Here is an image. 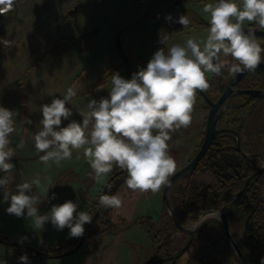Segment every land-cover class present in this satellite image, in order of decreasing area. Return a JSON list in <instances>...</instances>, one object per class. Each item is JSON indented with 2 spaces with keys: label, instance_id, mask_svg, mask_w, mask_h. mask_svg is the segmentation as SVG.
Returning a JSON list of instances; mask_svg holds the SVG:
<instances>
[{
  "label": "rangeland",
  "instance_id": "374dc122",
  "mask_svg": "<svg viewBox=\"0 0 264 264\" xmlns=\"http://www.w3.org/2000/svg\"><path fill=\"white\" fill-rule=\"evenodd\" d=\"M210 2L214 0H17L16 10L4 17L2 30V37L11 41L12 47L0 43V106L18 113L14 117L16 130L9 137L15 149L13 179L0 189V261L19 264V257L27 253L29 264H147L152 256H167L157 249L168 240L173 253L162 264H243L240 256L230 254L227 260L221 251L224 244L218 214L202 221L192 245L181 253L190 234L176 227L167 209L163 210L160 193L133 192L125 182L118 191L112 190L122 197L123 206L103 208L80 238H69L68 228L57 231L50 222L42 230L35 229L26 213L21 218L8 214L9 202L3 199L4 191L14 194L16 185L37 177L48 187L46 177H51L53 186L47 194L33 185V193L41 200L37 205L40 214L72 200L79 211L93 216L105 183L90 175L83 150L73 151L72 159L59 166L40 161L43 153H38L33 143L41 127L40 106L50 103L53 96L63 98L75 84L77 95L68 105L73 111L70 119L82 121L79 112L87 111L89 100L108 96L113 73L131 79L159 48L164 47L167 53L173 44L183 45L188 38L205 39L209 25L197 24L201 19L208 21L202 9ZM168 14L174 20L186 15L190 25L183 28L169 22L165 20ZM249 25L245 21L244 27ZM160 37H167L164 45L159 43ZM99 85L103 89L97 91ZM25 117L32 124H24ZM68 122L63 121L62 126ZM21 140L24 147L18 148ZM168 144L170 150L172 141ZM4 175L0 173V177ZM204 212L184 215L182 223L193 228ZM24 236L28 240L18 243ZM82 238L83 244L67 253ZM259 240L262 242L252 244L254 255L245 258L246 264H260L264 257V236Z\"/></svg>",
  "mask_w": 264,
  "mask_h": 264
},
{
  "label": "clouds",
  "instance_id": "9594fccd",
  "mask_svg": "<svg viewBox=\"0 0 264 264\" xmlns=\"http://www.w3.org/2000/svg\"><path fill=\"white\" fill-rule=\"evenodd\" d=\"M16 2L0 0V15L14 10ZM202 11L208 14L209 21L205 39L188 38L183 45L173 44L167 53L164 47L159 48L147 66L134 72L131 79L113 73L108 96L89 100L87 111L79 112L82 121L70 119L73 111L68 105L77 95L75 84L68 87L63 98L53 96L50 103L42 104L41 127L33 136L36 151L43 153L40 161L46 166L49 162L59 166L62 161L72 159L73 151L83 150L92 170L90 175L94 174V179L104 182L109 190L112 185L105 178L114 168L127 173L124 182L133 192L155 194L170 185L177 164L169 153L168 142L172 133L191 125L197 93L210 88L208 74L221 76L225 69L230 76L254 73L264 64V47L256 35L257 30H264V0H240L239 4L236 0H214L204 4ZM165 20L183 28L190 25L186 15L174 20L168 14ZM245 21L255 27L245 31ZM166 41L167 37H160L159 43L164 45ZM0 43L12 47L7 39H0ZM102 89L99 85L96 90ZM17 115L16 111L0 106V173L5 174L0 177V189L7 188L13 179L15 149L9 137L16 130ZM63 121L69 122L62 126ZM23 122L32 124L27 117ZM17 147L23 148L24 141ZM46 180L48 187L42 186L37 177L16 185L14 194L4 191L3 199L9 202L6 212L17 218L26 213L38 230L50 222L57 231L68 228L69 238L82 237L85 224L92 223L93 216L79 211L72 200L52 205L45 214L39 213L37 205L41 200L33 193V185L47 194L53 183L51 177ZM55 198L53 193L52 199ZM122 206L123 199L118 193L98 198V207ZM26 240L28 237L24 236L18 243ZM19 264H29L27 253L19 257ZM260 264H264V257Z\"/></svg>",
  "mask_w": 264,
  "mask_h": 264
},
{
  "label": "flooded vegetation",
  "instance_id": "af4514ba",
  "mask_svg": "<svg viewBox=\"0 0 264 264\" xmlns=\"http://www.w3.org/2000/svg\"><path fill=\"white\" fill-rule=\"evenodd\" d=\"M199 22L209 25L205 19ZM250 27L255 25L244 29ZM256 35L264 47V30H257ZM233 78L226 69L221 76L208 74L210 88L197 93L191 125L172 133L169 153L177 164L175 173L193 162L203 150L207 138L210 136L211 139L194 168L173 183L169 197L181 222L184 215L224 210L236 244L245 258H251L254 255L251 250L253 243L249 242L247 233L249 229L259 227V213L264 209V67L254 73H246L237 82L218 110L221 115L216 131L212 133L209 125L213 106ZM126 176V172L116 168L109 175L108 181L111 179L112 188H107L106 194L114 195L116 192L112 190L118 191ZM165 187L159 191L162 202ZM102 209L98 207L100 213ZM217 217L222 227L224 247L221 251L227 260L230 254L239 256L233 244L229 243L221 217ZM235 234H238V238ZM162 245L158 246L157 252L162 249ZM165 258L171 257L154 258V264H162Z\"/></svg>",
  "mask_w": 264,
  "mask_h": 264
},
{
  "label": "water",
  "instance_id": "95a60500",
  "mask_svg": "<svg viewBox=\"0 0 264 264\" xmlns=\"http://www.w3.org/2000/svg\"><path fill=\"white\" fill-rule=\"evenodd\" d=\"M247 31V30H245ZM260 67H264L263 64H261L259 66ZM248 72H245V73H241V74H237L234 76V78L232 79L231 83L228 85V87L226 88V90L224 91V93L222 94L221 98L218 100V102H216L213 106V109H212V114L210 116V125H209V130L212 131V133L214 131H216V125H217V122L220 118V115H221V111H218L220 109V106L223 104V102L225 101V99L233 92V88L234 86L237 84V82ZM210 139L211 137L209 136L207 138V141L204 145V148L203 150L200 152V154L198 155V157L191 163H189L188 165L184 166L182 169H180L179 171H177L172 177H170V185L166 186L165 187V190H164V194H163V202L167 208V211L169 212V214L171 215L175 225L181 229L182 231L190 234V238L187 242V244L182 248V251L181 253H184L190 246L191 244L193 243L194 241V237H195V233L196 231L199 229L198 226H200V224L202 223V221L209 215L211 214H219V216L221 217V220L223 221V224L225 226V230H226V233H227V236H228V239H229V243L233 244V246L236 248L239 256L242 258V262L243 264H246V259H245V256L243 255L242 251L239 249L238 245L236 244L235 240H234V237L232 235V232H231V228H230V224H229V221L227 219V216L224 212V210H221V211H215V210H209V211H206L204 212L202 215H200V217L198 218L197 220V223L196 225L191 228V227H187L186 225H184L181 220L179 219L178 217V214L176 213V211L173 209L171 203H170V197H169V191L171 189V186L173 185V183L179 178L181 177L183 174H185L187 171L191 170L194 168V166L196 165V163L198 162L199 158L203 155V153L205 152L206 148L208 147L209 145V142H210ZM111 182V179L107 182L110 184ZM249 181H247L248 183ZM247 185V184H246ZM106 191H107V187L105 186L104 188V194H106ZM243 193L240 192L238 195H241ZM100 214V211L98 210L94 215H93V221L92 223L90 224H87L86 227H85V232H84V235L83 237L87 234V232L89 231V229L92 227L93 223L96 221V219L98 218ZM84 242V238H82L80 240V242L77 244V246H75V248H73L72 250L68 251L67 253H70L72 251H75L77 250ZM44 256H58V255H54V254H47V253H44L43 254ZM168 258H165V260H167ZM147 264H154V257L152 256L148 263Z\"/></svg>",
  "mask_w": 264,
  "mask_h": 264
},
{
  "label": "trees",
  "instance_id": "16d2710c",
  "mask_svg": "<svg viewBox=\"0 0 264 264\" xmlns=\"http://www.w3.org/2000/svg\"><path fill=\"white\" fill-rule=\"evenodd\" d=\"M262 207L263 206L261 205V208ZM257 222L260 224L258 228H256V229L255 228H251V229L248 230L247 238L249 239V242L250 243H254V242L255 243L256 242L257 243H260V242H262V241L259 240V238H262V236H264V234H263L264 233V209H261V211L259 213V218H258V221ZM220 231L222 232V229H220ZM160 251L163 252V255H170V254H172L173 253V249H172V243H171V241H168L167 240L165 242V244L162 245V249ZM163 263H165V261H163Z\"/></svg>",
  "mask_w": 264,
  "mask_h": 264
},
{
  "label": "built area",
  "instance_id": "2783aa9c",
  "mask_svg": "<svg viewBox=\"0 0 264 264\" xmlns=\"http://www.w3.org/2000/svg\"><path fill=\"white\" fill-rule=\"evenodd\" d=\"M16 7H17V2L15 4L14 10L10 11L7 14L0 15V39H5V38L2 37V30L4 29V17L6 15L11 14L12 12H14L16 10Z\"/></svg>",
  "mask_w": 264,
  "mask_h": 264
},
{
  "label": "crops",
  "instance_id": "0c3cea01",
  "mask_svg": "<svg viewBox=\"0 0 264 264\" xmlns=\"http://www.w3.org/2000/svg\"><path fill=\"white\" fill-rule=\"evenodd\" d=\"M27 0H21V2L22 3H24V2H26ZM197 25H200V23H198ZM3 35V34H2ZM3 37H5V36H3ZM5 39H7L6 37H5Z\"/></svg>",
  "mask_w": 264,
  "mask_h": 264
}]
</instances>
